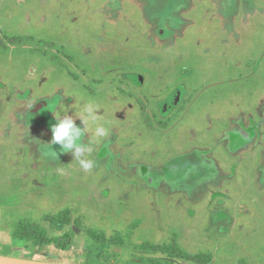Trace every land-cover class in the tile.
<instances>
[{"label":"rangeland","instance_id":"1","mask_svg":"<svg viewBox=\"0 0 264 264\" xmlns=\"http://www.w3.org/2000/svg\"><path fill=\"white\" fill-rule=\"evenodd\" d=\"M224 1L193 0L171 38L148 15L167 0H0L1 255L264 264V0L229 22ZM89 99L108 135L83 137L85 171L49 142ZM22 222L49 242L12 237Z\"/></svg>","mask_w":264,"mask_h":264},{"label":"clouds","instance_id":"2","mask_svg":"<svg viewBox=\"0 0 264 264\" xmlns=\"http://www.w3.org/2000/svg\"><path fill=\"white\" fill-rule=\"evenodd\" d=\"M61 107L62 110L53 112L55 123L50 125L52 138L49 143L59 146L60 151L57 155L71 154L83 170L90 171L94 167V161L87 158L86 153L91 154L93 149L83 142V137L91 131L93 139L100 142L108 135L106 122L102 123V117L98 115L100 106L89 99L80 104L79 109L73 114H70V111L74 109L73 104ZM77 120L81 122L80 125L77 124Z\"/></svg>","mask_w":264,"mask_h":264},{"label":"crops","instance_id":"3","mask_svg":"<svg viewBox=\"0 0 264 264\" xmlns=\"http://www.w3.org/2000/svg\"><path fill=\"white\" fill-rule=\"evenodd\" d=\"M167 1H168L167 5L162 4V3H155L154 2L153 4L157 8V9L154 8V9H156V13L152 12V10H151V13L150 14L148 13V15H149L150 18H153L156 21H157V18L159 17V15H160L161 22H162L160 25L165 24V26L168 27V28L167 27L161 28V30H160L161 31V35L163 34V36H171V38H172L174 36H177L181 26H185V25L188 24L189 21L185 20V18L183 17V13H185L186 10H191L192 9L193 0H167ZM235 2H236V6L238 4V6H237V8L235 10L234 9H230L231 6H232V3H227V1H224L222 3V9L226 10V12L224 11V13L226 14L228 12V15H229V16H227L225 18L226 21H228V22H229V20H232V19H239L238 18L239 11L242 10V4L243 3L241 2V0H236ZM162 8L169 10L170 13L167 14L165 12L158 11V10H163ZM231 10H234V11H231ZM251 11H253L252 8H251ZM236 14H237V16H236ZM148 15L146 14V16H148ZM143 77H144L143 75H140V81L137 82L138 83L137 86H142L143 85L142 87H144L145 82H143V80H144ZM184 89H186L185 84L177 85L176 87H174L172 89L174 91L168 97V104H170V105H180L181 102L183 101L182 90L184 91ZM45 116L47 117V119H49V115L48 114H45ZM261 133L263 134V132H261ZM180 159H181V161H184V158H180ZM167 166H168V169H166V170H168L170 172V170H172L173 166H171L169 164ZM142 168L144 169V172H143L142 175H144L146 177H149V175H147V174H149L153 169L149 168V167H147L145 165H143ZM145 170H146V173H145ZM181 174H183V173L181 172ZM150 176H152V175H150Z\"/></svg>","mask_w":264,"mask_h":264},{"label":"trees","instance_id":"4","mask_svg":"<svg viewBox=\"0 0 264 264\" xmlns=\"http://www.w3.org/2000/svg\"><path fill=\"white\" fill-rule=\"evenodd\" d=\"M57 220L60 222V223H63L66 225V222L65 219L63 218V216H57ZM41 229H39L36 225H33L29 222H22V223H19L15 229V231L13 232V235L12 237H18L17 239H22L24 238L25 241H27L28 239L30 240H33V239H36L37 242H35L34 240V243H36L37 245H44L47 242H49V238L46 237V235L40 231ZM27 235V236H25ZM101 236V235H100ZM101 238H103V236H101ZM115 238H113L112 240H114ZM43 242V243H42ZM152 248L154 249H158L159 247L158 246H153ZM166 247H162V250L165 251ZM201 259V258H200Z\"/></svg>","mask_w":264,"mask_h":264},{"label":"water","instance_id":"5","mask_svg":"<svg viewBox=\"0 0 264 264\" xmlns=\"http://www.w3.org/2000/svg\"><path fill=\"white\" fill-rule=\"evenodd\" d=\"M33 259L9 256V255H1L0 254V264H32ZM56 264V263H54Z\"/></svg>","mask_w":264,"mask_h":264},{"label":"bare ground","instance_id":"6","mask_svg":"<svg viewBox=\"0 0 264 264\" xmlns=\"http://www.w3.org/2000/svg\"><path fill=\"white\" fill-rule=\"evenodd\" d=\"M32 264H54L53 262H45V261H39V260H32ZM58 264V263H56Z\"/></svg>","mask_w":264,"mask_h":264},{"label":"flooded vegetation","instance_id":"7","mask_svg":"<svg viewBox=\"0 0 264 264\" xmlns=\"http://www.w3.org/2000/svg\"><path fill=\"white\" fill-rule=\"evenodd\" d=\"M137 83V82H136ZM137 85V84H136ZM31 110V109H30ZM27 112H28V110H27ZM49 115V114H48Z\"/></svg>","mask_w":264,"mask_h":264}]
</instances>
